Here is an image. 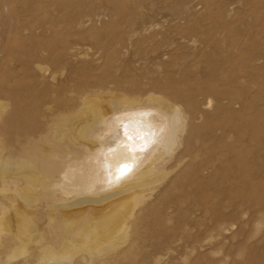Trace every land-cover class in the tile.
<instances>
[{"label": "bare ground", "instance_id": "obj_1", "mask_svg": "<svg viewBox=\"0 0 264 264\" xmlns=\"http://www.w3.org/2000/svg\"><path fill=\"white\" fill-rule=\"evenodd\" d=\"M33 46L24 78L12 80L10 114L0 118V183L10 181L13 192L8 207L0 204V240L11 212L10 245L2 242L0 254L12 256L27 242L46 264H135L130 256L147 243L145 234L156 239L152 264H165L174 252L201 254L204 205L217 197L205 183L217 192L227 185L215 179L239 186V178L250 180V152L243 150L252 120L234 121L241 93L220 87L228 81L223 68L213 64L204 78L201 59L177 60L168 51L146 80L128 71L95 75L97 64L81 63L70 48L81 64L67 72L61 56H52V40L38 52ZM210 94L231 99L223 97L216 111L233 118L220 139L236 137L218 146L217 168L204 164ZM205 173L212 177L204 182Z\"/></svg>", "mask_w": 264, "mask_h": 264}, {"label": "rangeland", "instance_id": "obj_2", "mask_svg": "<svg viewBox=\"0 0 264 264\" xmlns=\"http://www.w3.org/2000/svg\"><path fill=\"white\" fill-rule=\"evenodd\" d=\"M191 38L196 40L197 48L193 47ZM51 40L55 47L52 56H61V67L67 68V72L78 69L83 62L93 61L97 64L93 65L95 75H121L128 71L131 78L146 80L168 51L177 60L201 59L204 78L213 64L223 68L228 81L220 87L241 93V98L233 104L237 114L234 121L252 120L249 145L243 150L250 152L247 159L250 180L244 184L237 175L239 186L229 185L222 178L215 179L213 182L227 185L217 192L213 184L205 183L204 191L217 194V199L204 205V251L174 252L165 256L163 262L264 264V0H0V118L3 121L11 111L14 75L24 78L31 47L35 45L38 52ZM70 48L75 49L74 54L80 53L81 63L72 60ZM223 97L227 96L204 97V102L213 101L212 107L204 110V164L214 163L220 156L218 146L230 142L233 145L236 141L232 134L220 139L221 130L228 134L233 119L225 111H216L226 100ZM214 165L217 168L219 164ZM211 177L205 173L204 182ZM3 187L6 190L0 193V204L8 207L13 194L10 181L0 183V189ZM6 211L8 217L3 222L7 228L0 244L10 237L7 229L11 212ZM145 238L147 243L130 256L135 264L154 261L151 248L156 239L147 234ZM32 246L26 242L12 254L13 258L2 251L0 257L4 264H46L38 260V254L34 255ZM78 259L80 255L74 257L75 261Z\"/></svg>", "mask_w": 264, "mask_h": 264}]
</instances>
